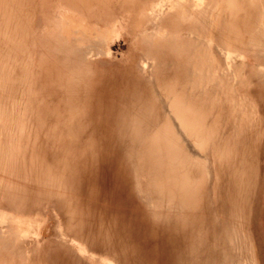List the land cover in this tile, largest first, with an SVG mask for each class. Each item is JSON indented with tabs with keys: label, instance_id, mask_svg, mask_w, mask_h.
<instances>
[{
	"label": "bare ground",
	"instance_id": "obj_1",
	"mask_svg": "<svg viewBox=\"0 0 264 264\" xmlns=\"http://www.w3.org/2000/svg\"><path fill=\"white\" fill-rule=\"evenodd\" d=\"M263 193L264 0H0V264H262Z\"/></svg>",
	"mask_w": 264,
	"mask_h": 264
},
{
	"label": "rangeland",
	"instance_id": "obj_2",
	"mask_svg": "<svg viewBox=\"0 0 264 264\" xmlns=\"http://www.w3.org/2000/svg\"><path fill=\"white\" fill-rule=\"evenodd\" d=\"M255 228L257 231L256 236L258 239L257 244L259 242V246L257 247L258 251H259L258 253H259V256L261 258L262 264H264V197H263V195L261 197V202L258 205L257 211H256V226H255Z\"/></svg>",
	"mask_w": 264,
	"mask_h": 264
}]
</instances>
